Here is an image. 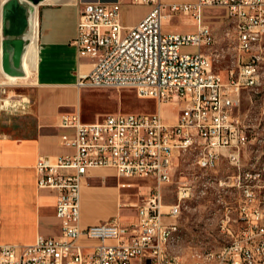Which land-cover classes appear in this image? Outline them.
<instances>
[{"label": "built area", "instance_id": "1", "mask_svg": "<svg viewBox=\"0 0 264 264\" xmlns=\"http://www.w3.org/2000/svg\"><path fill=\"white\" fill-rule=\"evenodd\" d=\"M147 4V14L134 26L121 23L118 2H84L78 7L73 43L91 60L78 88L134 89L140 97L157 101L153 112H117L88 122L77 108L59 114L58 125L69 131L60 142L66 155L44 156L35 163L36 185L56 192L55 214L60 222L56 237L38 235L31 244L0 243V264H264V194L261 166L241 168L240 148L247 134L231 111L244 88L261 83L264 37V0H194ZM209 7L224 9L235 30L237 55L227 81L213 68L216 38L203 22ZM185 15L197 29L191 33L165 32L172 16ZM183 47L195 48L183 51ZM240 52L248 54L247 60ZM163 102L181 105L173 123L160 112ZM195 150V164L205 173L225 156L238 172L225 178L210 176L221 192L237 194V205H225L220 231L224 243L216 249L194 252L183 262L178 254L159 251L165 243V226H178L176 205L193 195L179 186L174 203L163 202L162 187L170 181L174 159ZM111 168L126 178H151V191L136 205V217L122 226L117 217L80 225V190L90 169ZM167 218V220H166ZM96 241L84 253L80 238ZM177 244V242L175 243Z\"/></svg>", "mask_w": 264, "mask_h": 264}, {"label": "crops", "instance_id": "2", "mask_svg": "<svg viewBox=\"0 0 264 264\" xmlns=\"http://www.w3.org/2000/svg\"><path fill=\"white\" fill-rule=\"evenodd\" d=\"M95 1L118 2L121 23L125 27L137 24L149 10L147 4H136L133 0H43L36 6L35 34L30 43L34 42L35 51L30 69L26 70V76L31 74L30 80L36 87L35 99L24 116L12 122L4 120L0 131V243L31 244L38 235L56 237L60 234V222L55 214L56 192L37 187L35 163L41 155L58 156L72 152L70 147L60 142L61 134L69 130L58 125V118L62 112L75 111L80 103L82 88H78L77 82L82 74L89 71L91 60L78 53L72 41L76 35L78 7L84 2ZM178 16V27L182 30L165 29V22L162 30L186 33V23L191 19L181 14L170 19ZM196 29L197 26L188 33ZM186 48L191 47H183L182 50H195ZM124 178L111 168L88 171L80 190L82 227L102 223L112 217H117L120 224L126 226L135 219L136 208L130 221L124 219L128 205L123 202L127 195L124 188L134 185ZM143 179L149 180L153 187V179ZM165 190L166 184L162 187L163 202L170 204L164 200ZM80 242L85 246L84 253L91 252L96 243L84 236ZM173 248L170 250L175 252ZM131 264H146V261L134 259Z\"/></svg>", "mask_w": 264, "mask_h": 264}, {"label": "rangeland", "instance_id": "3", "mask_svg": "<svg viewBox=\"0 0 264 264\" xmlns=\"http://www.w3.org/2000/svg\"><path fill=\"white\" fill-rule=\"evenodd\" d=\"M189 18L186 16V19ZM179 20V16L168 20L164 23V28L182 30L178 27ZM191 21L186 23V32L196 27V24ZM203 22L210 27L216 38L212 48L213 68L220 74L223 81H227V70L234 65L237 55L233 25L225 10L218 7L206 8ZM260 45L263 56L260 68L261 83L254 88L242 89L239 103L231 111L248 137V142L240 148L238 158L243 169L253 165H264V37ZM240 54L243 60H247L248 54L245 52ZM30 78L31 74L25 78L10 81L0 69V131L5 124L4 120L10 119L12 122L24 116L29 105L34 101L36 87ZM157 108L155 99L140 97L131 88H82L78 105L84 121H93L109 113H144L156 111ZM180 109L181 105L172 102H163L160 106L161 115L168 123L174 122ZM195 154L196 151L191 150L174 162L171 178L164 192L165 202L171 203L176 201L179 186H190L193 190V195H190L181 206L178 217L180 239L175 249L173 248L182 261L190 259V255L194 252L216 249L224 243V236L219 228L224 206L227 204L232 206L233 211L237 205V194L232 190L221 192V201H218V190L215 186L208 187L205 193L201 192L200 187H207L210 176L225 178L236 174L238 167L227 157L222 156L215 168L205 173L195 164ZM124 180L134 183L131 187L124 188L127 195L123 202L128 203L124 219L127 222L133 218L135 206L151 191L152 183L143 178H124ZM120 214L122 215V212Z\"/></svg>", "mask_w": 264, "mask_h": 264}, {"label": "water", "instance_id": "4", "mask_svg": "<svg viewBox=\"0 0 264 264\" xmlns=\"http://www.w3.org/2000/svg\"><path fill=\"white\" fill-rule=\"evenodd\" d=\"M43 0H3L0 5V69L13 77L27 75L24 59L35 30L36 6Z\"/></svg>", "mask_w": 264, "mask_h": 264}, {"label": "bare ground", "instance_id": "5", "mask_svg": "<svg viewBox=\"0 0 264 264\" xmlns=\"http://www.w3.org/2000/svg\"><path fill=\"white\" fill-rule=\"evenodd\" d=\"M34 34H35V31H34ZM34 51H35V45L33 42L30 45L28 53H26L25 59H24V66H25V69L27 70V72L30 69V64H31V60L33 58ZM4 76H7V78L10 81H14L18 78H25V77L8 76L6 74H4ZM161 114H162V112H161ZM261 176H262V180H264V166L261 168ZM261 193L264 194V185H261ZM181 206H182V204L176 205L177 214H180ZM179 239H180L179 226H174V225L165 226V243H159V251H166L169 254H177L176 252H172L170 249L177 245L175 243L176 242L178 243Z\"/></svg>", "mask_w": 264, "mask_h": 264}]
</instances>
